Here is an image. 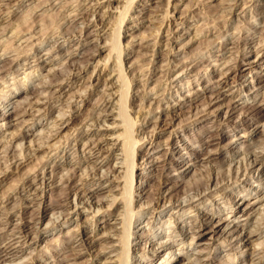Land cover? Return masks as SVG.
Instances as JSON below:
<instances>
[{
	"label": "rangeland",
	"instance_id": "rangeland-1",
	"mask_svg": "<svg viewBox=\"0 0 264 264\" xmlns=\"http://www.w3.org/2000/svg\"><path fill=\"white\" fill-rule=\"evenodd\" d=\"M0 99V264H264V0H0Z\"/></svg>",
	"mask_w": 264,
	"mask_h": 264
},
{
	"label": "bare ground",
	"instance_id": "bare-ground-1",
	"mask_svg": "<svg viewBox=\"0 0 264 264\" xmlns=\"http://www.w3.org/2000/svg\"><path fill=\"white\" fill-rule=\"evenodd\" d=\"M129 2H131V1H128V3ZM128 5V4H127ZM125 6V5H124ZM127 9V8H126ZM129 9V8H128ZM122 10V9H121ZM122 11H124V10H122ZM126 12V11H125ZM170 14V13H169ZM66 15V14H65ZM124 15H125V13H124ZM124 15H122V16H124ZM68 16V15H67ZM127 16V15H126ZM121 18V17H120ZM119 19V18H118ZM117 19V20H118ZM121 21H123V20H121ZM119 22V21H118ZM97 24V23H96ZM99 24V23H98ZM116 26V25H115ZM117 27H118V24H117ZM118 29V28H117ZM113 30H115V29H113ZM119 33L121 32V27H119ZM118 30H116V31H118ZM112 31V30H111ZM113 32V31H112ZM110 33V32H109ZM119 33H116L115 32V35L117 34V37L118 38H120L119 36H118V34ZM111 34V33H110ZM121 34V33H120ZM116 38V37H115ZM113 39V38H112ZM117 40V39H116ZM57 42V41H56ZM155 42V41H154ZM57 44V43H56ZM119 44H120V41H119ZM118 44V45H119ZM116 46H117V44H116ZM116 46H115V48H116ZM6 50V49H5ZM119 50H121V49H119ZM118 52V55H119V51H117ZM122 54V53H121ZM123 55V54H122ZM119 57V56H118ZM120 58V57H119ZM123 59V58H122ZM121 58H120V60H122ZM119 60V59H118ZM115 61V60H114ZM117 61V60H116ZM209 61V60H208ZM119 62V61H118ZM121 62V61H120ZM119 62V63H120ZM116 63V62H115ZM118 64V63H117ZM122 64V63H121ZM116 65V64H115ZM123 65V64H122ZM124 66V65H123ZM10 67V66H9ZM8 67V68H9ZM7 68V67H6ZM7 70V69H6ZM116 70V69H115ZM31 71V70H30ZM183 71V70H182ZM208 71H209V69H208ZM25 72V71H24ZM14 73H16V72H14ZM124 73V72H123ZM18 74V73H17ZM20 74V73H19ZM25 74H27V73H25ZM118 75H120V74H118ZM127 75V74H126ZM128 76V75H127ZM65 77H66V75H65ZM125 77V76H124ZM118 78V77H117ZM120 78H122V77H120ZM2 79H3V77H2ZM129 79V78H128ZM149 79V78H148ZM6 80V79H5ZM46 81V80H45ZM130 81V80H129ZM58 82V81H57ZM48 83H49V81H48ZM52 83H54L53 81H52ZM62 83V82H61ZM129 83V82H128ZM132 83V82H131ZM56 84V83H55ZM121 84V83H120ZM127 84V83H126ZM130 84V83H129ZM48 85V84H47ZM125 85V84H124ZM41 86H42V84H41ZM129 87V86H128ZM131 87V86H130ZM3 90V89H2ZM82 91V90H81ZM126 91V90H125ZM6 92V91H5ZM43 92V91H42ZM83 92V91H82ZM122 92H123V89H122ZM127 93H128V91H127ZM125 94V95H128V94ZM43 94V93H42ZM41 94V95H42ZM48 96V95H47ZM49 96H51L50 94H49ZM48 96V97H49ZM3 98V97H2ZM25 98V97H24ZM23 98V100L25 101V99L26 98H28V97H26L25 99ZM122 98V97H121ZM120 98V99H121ZM124 98V97H123ZM125 99H127V98H125ZM1 100V99H0ZM27 100H29V102H31L30 101V99H27ZM127 101V100H126ZM20 103H18V101H17V103H18V105L19 104H21V100L19 101ZM26 102H28V101H26ZM26 102H24V104L26 103ZM33 102V101H32ZM37 102H39V101H37ZM114 102V101H113ZM124 102V101H123ZM117 103V102H116ZM24 104H21V105H23L24 106ZM123 104V103H122ZM124 104H125V102H124ZM18 105H16V106H18ZM26 105V104H25ZM128 105V104H127ZM14 108H15V106H13ZM12 107V108H13ZM32 107V106H31ZM31 107H29V108H31ZM120 107V106H119ZM26 108V107H25ZM24 108V109H25ZM125 108H126V105H125ZM129 108V107H128ZM3 109V108H2ZM18 109H19V107H18ZM20 109H22L23 111H25L24 109H23V107L21 108L20 107ZM131 109V108H130ZM16 111H17V109H15ZM126 110V109H125ZM19 111V110H18ZM32 111V110H31ZM30 111V112H31ZM61 111V110H60ZM121 112H123L122 110H120ZM20 112V114L18 113V115H21V111H19ZM23 114H24V112H22ZM25 113H26V111H25ZM62 114L64 113V112H61ZM124 113V112H123ZM28 114V113H27ZM34 114V113H33ZM32 114V115H33ZM125 114V113H124ZM13 115V114H12ZM36 115V114H35ZM70 115V114H69ZM14 116V115H13ZM17 116V115H16ZM34 116V115H33ZM61 116V115H60ZM124 116V115H123ZM130 116H132L131 114H130ZM3 118L4 119H7L8 118V116H6L5 115V112H4V115H3ZM12 118V117H11ZM133 118V117H132ZM127 118H125L124 120H126ZM135 119V117L133 118V120ZM136 120V119H135ZM26 121V120H25ZM94 121V120H93ZM26 122H28V121H26ZM129 123H130V120L128 121ZM89 123L90 122H88V125H89ZM86 124V123H85ZM131 124V123H130ZM129 124V125H130ZM133 124H134V121H133ZM135 125V124H134ZM137 125V124H136ZM55 126V125H54ZM123 126V125H122ZM134 127V126H133ZM133 127H131V128H133ZM129 128V127H128ZM130 129V128H129ZM50 132H52V131H50ZM124 132V131H123ZM46 133V132H45ZM47 133H49V132H47ZM131 131L130 130H128V129H126V133H125V136L127 137V140H129L130 139V137H131ZM52 134V133H51ZM41 135V134H40ZM52 135H54V134H52ZM134 135V134H133ZM49 136V135H48ZM44 137V136H43ZM134 137V136H133ZM136 137V136H135ZM38 138V137H37ZM121 138V137H120ZM132 138V137H131ZM32 139V138H31ZM39 139V138H38ZM38 139H36L37 141H38ZM52 139V138H51ZM140 139V137L138 138V140ZM41 140V139H40ZM49 140V139H48ZM70 140V139H69ZM131 140V139H130ZM45 141V140H44ZM30 142H33V140L32 141H30ZM36 142V141H35ZM47 142V141H46ZM57 142H59V141H57ZM61 142V141H60ZM123 142V141H122ZM131 142V141H130ZM37 143V142H36ZM45 143V142H44ZM54 143V142H53ZM125 143V142H124ZM136 142L134 141V144H135ZM30 144V143H29ZM32 144V143H31ZM40 144V143H39ZM50 144V143H49ZM52 144V143H51ZM123 144V143H122ZM129 145H125L126 146V148L128 147V151H127V149L125 148V154H126V152L128 153L127 154V156H128V159H129V161H128V163H129V170L128 169H125L124 171V177H126V179H128V177H129V179L131 178V180H130V182L128 181V184H130V183H132L133 181H132V179H133V175H134V168H135V160H134V156H135V153H136V151L137 150H135V148L133 147V149L131 148L132 146L130 145V143H128ZM131 144H132V142H131ZM54 145V144H53ZM57 145V144H56ZM86 145H87V143H86ZM124 146V147H125ZM47 147H48V145H47ZM51 147H53V146H51ZM55 147V146H54ZM60 147V146H59ZM241 147H242V145H241ZM244 147V146H243ZM249 147V146H248ZM38 148V147H37ZM40 148V147H39ZM101 148V147H100ZM26 152V151H25ZM124 152V151H123ZM98 154V153H97ZM27 155V154H26ZM86 155V154H85ZM124 155V154H123ZM126 156V155H125ZM26 157V156H25ZM131 157V158H130ZM125 160V159H124ZM154 160V159H153ZM247 160V159H246ZM253 161V160H252ZM251 161V162H252ZM121 162H123V161H121ZM249 162V161H248ZM249 165V164H248ZM262 165V164H261ZM121 166V165H120ZM124 166V165H123ZM127 166V163H126V165H125V167ZM252 166V165H251ZM259 167H260V165H259ZM122 168V167H121ZM252 168V167H251ZM244 169V168H243ZM126 170H127V172H126ZM245 170V169H244ZM244 172V171H243ZM246 172V171H245ZM92 174V173H91ZM244 174V173H243ZM250 174V173H249ZM42 175V174H41ZM120 175H121V173H120ZM221 175H223V174H221ZM92 176V175H91ZM105 176V175H104ZM234 176V175H233ZM45 177H46V175H45ZM96 177H98V176H96ZM95 177V178H96ZM229 177V176H228ZM34 178V177H33ZM103 178V177H102ZM147 178H148V176H147ZM234 178H236V177H234ZM41 179V178H40ZM61 179V178H60ZM123 179V178H122ZM229 179V178H228ZM42 180V179H41ZM63 180V179H62ZM61 181V180H60ZM132 181V182H131ZM237 181V180H236ZM28 182V181H27ZM55 182V181H54ZM30 183V182H29ZM68 183V182H67ZM31 184V183H30ZM29 184V185H30ZM133 184V183H132ZM132 184H130V185H132ZM66 185V184H65ZM126 185H127V183H126ZM130 185H127V187L125 186V190H126V192L129 194V192H130V189H129V187H130ZM26 186H27V184H26ZM33 186V185H32ZM41 186V185H40ZM123 186V185H122ZM135 186V185H134ZM209 186V185H208ZM42 187V186H41ZM119 188V187H118ZM121 188V187H120ZM68 191V190H67ZM64 192V191H63ZM76 192H77V190H76ZM65 193V192H64ZM68 193V192H67ZM78 193V192H77ZM66 196V195H65ZM195 196H197V195H195ZM67 197V196H66ZM116 197V196H115ZM126 197V196H125ZM190 197H192V196H190ZM117 198V197H116ZM134 198V197H133ZM194 198V197H193ZM237 198V197H236ZM67 199V198H66ZM187 199V198H186ZM122 200V199H121ZM181 200V199H180ZM188 200V199H187ZM259 200V199H258ZM75 201V200H74ZM80 201V200H79ZM124 201V200H123ZM191 201V200H190ZM24 202V201H23ZM177 202V201H176ZM76 203V202H75ZM123 203V202H122ZM252 202H248L247 204H246V206L248 207V206H250V205H252L251 204ZM38 204V203H37ZM68 204V203H67ZM81 205V204H80ZM58 206V205H57ZM118 206V205H117ZM191 206V205H190ZM41 207V206H40ZM76 207V206H75ZM131 207H132V205H131ZM246 207V208H247ZM49 208V207H48ZM196 208V207H195ZM133 209V208H132ZM189 209V208H188ZM9 210V209H8ZM187 210V209H186ZM198 210V209H197ZM13 211V210H12ZM39 213V212H38ZM37 213V214H38ZM56 213V212H55ZM63 213V212H62ZM9 214V213H8ZM54 214V213H53ZM40 215V214H39ZM57 214H55V216H56ZM58 215H59V213H58ZM58 215H57V217H58ZM59 216H61V214L59 215ZM174 216V215H173ZM21 217V216H20ZM23 217V216H22ZM211 217V216H210ZM59 218V217H58ZM8 219H9V217H8ZM30 219V218H29ZM6 219H4V221H5ZM138 220V219H137ZM2 221V220H1ZM10 221V220H9ZM130 221V220H129ZM14 222V221H13ZM190 222V221H189ZM202 222V221H201ZM19 224V223H18ZM199 224V223H198ZM205 224L206 223H201L200 224V226H202V227H204L205 226ZM5 225V224H4ZM124 226V225H123ZM122 226V227H123ZM125 226H126V224H125ZM15 227V226H14ZM114 227V226H113ZM116 227V226H115ZM117 227H119V226H117ZM131 227V226H130ZM20 228V227H19ZM6 229V228H5ZM16 229V228H15ZM253 229V228H252ZM13 230V229H12ZM15 231V230H14ZM251 231V230H250ZM122 232V231H121ZM253 232V231H252ZM4 233V232H3ZM19 233V232H18ZM259 233V232H258ZM7 234V233H6ZM5 235V234H4ZM248 235V234H247ZM252 234H251V232L249 233V236H251ZM11 236V235H10ZM124 236V235H123ZM192 236V235H191ZM12 237V236H11ZM130 237V236H129ZM10 238V237H9ZM250 238V237H249ZM231 239V238H230ZM124 240H125V238H124ZM7 241V240H6ZM230 241V240H229ZM148 242V241H147ZM159 242H161V241H159ZM121 243V242H120ZM127 243H128V241H127ZM227 243V242H226ZM256 243H258V242H256ZM260 243V242H259ZM145 244V243H144ZM232 244V243H231ZM4 245V244H3ZM7 245V244H6ZM15 245V244H14ZM121 245V244H120ZM146 245V244H145ZM162 245V244H161ZM259 245V244H258ZM263 246V245H262ZM262 246L260 245V247L262 248ZM127 247V246H126ZM11 248V247H10ZM122 248V247H121ZM120 248V249H121ZM154 248V247H153ZM9 249V248H8ZM13 249V248H12ZM139 249V248H138ZM261 250V249H260ZM7 251V250H6ZM10 251H11V249H10ZM10 251H7L4 255H6V256H8V257H10V256H12L11 255V252ZM252 251V250H251ZM250 251V252H251ZM262 251H264V246H263V250ZM127 252V251H126ZM10 253V254H9ZM125 253V252H124ZM167 253H169L168 251H166L165 252V255L163 256L164 258H165V260L163 261V263L162 264H167L170 260H172V258L171 257H168V256H166V254ZM252 253V252H251ZM263 253V252H262ZM254 254V253H253ZM126 255V254H125ZM124 255V256H125ZM128 255V254H127ZM2 256V255H1ZM251 256H252V254H251ZM127 257V256H126ZM168 257V258H167ZM120 258V257H119ZM252 259V258H251ZM121 264V263H120Z\"/></svg>",
	"mask_w": 264,
	"mask_h": 264
}]
</instances>
